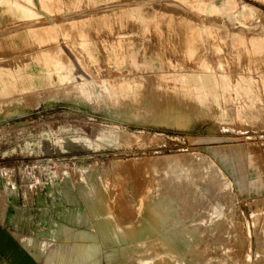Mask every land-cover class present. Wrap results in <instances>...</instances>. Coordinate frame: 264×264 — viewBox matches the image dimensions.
<instances>
[{
  "label": "bare ground",
  "instance_id": "obj_1",
  "mask_svg": "<svg viewBox=\"0 0 264 264\" xmlns=\"http://www.w3.org/2000/svg\"><path fill=\"white\" fill-rule=\"evenodd\" d=\"M161 1L166 4L167 0ZM178 1L186 8L181 23L176 21L179 10L172 14L171 8L168 11L149 9L146 6L153 4L151 0L133 3H121L120 0H0L1 34L5 38L11 37L14 45L20 38L23 42H36L37 53L30 60L45 63L40 67L29 62L14 67L0 64V110L10 104H27L35 94L49 92L52 95L64 89L68 96L76 99L95 98L114 114L125 118L154 117L180 126L198 116L224 123H253L262 118L264 33L258 31L246 36L235 29H221L226 26L215 22L240 16L239 22L246 24L245 18L254 8L249 3L239 5L236 0ZM191 12L201 16L196 18ZM56 13L62 15L59 20L63 16L73 20L72 32H59L63 23H59ZM41 15L48 23L39 20ZM205 16L214 21L207 20L209 23H206ZM83 18L98 23L89 25L82 22ZM129 20L134 22L130 24ZM86 29L114 34L97 39ZM119 29L130 32L155 29L161 35L167 33L166 41L171 46L168 49L173 48V55L162 57L158 49L149 52L145 38L114 32ZM228 43L234 50L243 47L246 52L244 63L238 62L234 69L228 66L230 51L225 49ZM208 44L212 47L213 60L206 54ZM100 53H103L102 58ZM240 55L237 51L238 59ZM2 59L0 56V61ZM101 60L108 64V72L114 67L116 73L97 78L90 64ZM148 73L154 74L153 79ZM121 136L122 133L113 127L102 128L97 134L101 142L108 144L120 141ZM188 159L174 158L161 165L157 158V162L143 165L144 169L142 167L143 171H140L146 182L140 184L136 194L121 195V212L113 208L115 201L107 192L108 179L102 177V167L79 166L78 180L83 184L81 201L84 206L79 207L81 202L73 196L72 202L79 207V212L71 216L89 229L79 231L78 235L92 241L75 243L70 254L76 258L73 264H80L84 259L88 264H98L95 257L98 248L107 244L117 247L125 264H236L239 253L233 251V219L223 210L222 203L212 200L208 192L209 187L214 191L221 190L228 180L213 161L199 165L187 162ZM127 172L129 174L130 170ZM253 185L249 186V191L258 187L261 190L264 180L260 185L254 181ZM65 195H68L67 191ZM208 205L211 211L205 216L202 211ZM67 216L70 219L68 213ZM199 221L204 223L203 227L199 226ZM259 231L263 245V251L259 253L264 257V224ZM58 255L64 264L67 259L62 253ZM116 256L115 250L107 252L106 264H113Z\"/></svg>",
  "mask_w": 264,
  "mask_h": 264
},
{
  "label": "rangeland",
  "instance_id": "obj_2",
  "mask_svg": "<svg viewBox=\"0 0 264 264\" xmlns=\"http://www.w3.org/2000/svg\"><path fill=\"white\" fill-rule=\"evenodd\" d=\"M125 1L130 3L136 0H120L121 3ZM236 1L239 5L249 3L248 5L254 8L253 13L247 14L245 18L250 25L247 22L246 24L240 23V16L217 19L218 21L215 22L229 27L221 26V29H235L246 36L255 35L258 31V33H264V0ZM151 2L153 4L146 6L149 9L168 11L171 8L172 14L179 10L178 15L174 14L178 18V20L175 19L177 23H181L182 16L186 15L184 13L186 8L178 0H167V5L161 0V3L156 0H151ZM97 5L86 6L96 8ZM191 14L196 18L201 16L195 12ZM55 15L59 23H63L59 32H66V34L72 32L73 20L64 19V16L59 20L62 15L59 14V16L57 13ZM167 15L170 14L167 13ZM40 18L39 20H45L43 15ZM85 19L83 18L82 22L89 25L98 23L96 20L87 21ZM207 20L214 21V18L205 16L204 21L209 23ZM44 22L48 23L46 20ZM133 22L129 20L130 24ZM1 24L0 22V34L3 32ZM86 30L97 39L111 33L114 34L109 31L98 33L94 29ZM114 32L129 33L138 38H145L149 52L158 49L162 57L173 55V48L168 49L171 46H168L166 41L167 33L161 35L155 29L147 32L143 30L130 32V30L119 29ZM171 33L174 34V31ZM20 39H18V44L14 45L11 44V37L5 38L3 34L0 35V56L3 58L0 64L3 62L2 65L14 67L23 62H29L38 67L44 66L43 61L30 60L37 53L36 42H23ZM63 40L61 36L60 41ZM207 46V57L213 60L212 47L209 44ZM225 49L230 51L229 68H236L238 62L239 64L244 63L246 52L243 47L240 50H234L228 43ZM237 51L241 53L239 59ZM177 53L180 57V53ZM99 56L102 58L103 53ZM108 67L103 60L93 65L90 64L97 78L116 73L114 67H111L112 71L108 72ZM148 77L153 79L154 74L148 73ZM35 95L27 104H10L0 110V225H2L4 209L6 223L8 225L13 223L18 228L7 229L10 236L20 244L12 245L14 250L21 255L20 260H17L18 264H62L59 253L67 259L65 263L73 264L76 258L70 254L75 243L86 241L88 244L92 241L78 235L79 231L87 232L89 229L85 223L76 221L75 216H71V214L75 215L76 211L79 212V207L84 206L81 201L83 184H80L78 180L79 166H90L92 169L102 167L101 175L104 179H108L107 192L115 201L113 208L121 212L123 208L121 195L137 193L140 184L146 182L142 174L143 165L146 167L157 162V158V163L161 165H166L174 158H182L185 161L189 158L187 162L199 163V165L213 161L224 173L228 183L219 191L218 189L214 191L209 187L208 192L212 200H219L222 203L223 210L233 219V229L235 228L233 251L239 253L236 264H242V262L264 264V257L259 253L263 251V245L258 236L259 228L264 224V187L261 190L258 187L249 191V186L253 185L254 181L260 185L264 180V116L253 123L238 121L224 123L209 117L198 116L189 124L180 126L161 122L154 117L125 118L114 114L95 98L76 99L68 96L64 89H59L52 95H49V92ZM261 111L264 113V109ZM109 127L117 128L122 133L120 141L115 144L104 143L97 138L102 128ZM59 137L60 141H57ZM166 155L171 158H167ZM162 157L164 160L161 159ZM121 160L124 163L126 160L125 166L120 162ZM112 162L115 163L111 168ZM117 163L119 166L116 168ZM106 166L109 169L106 170ZM128 169L131 175L128 174ZM125 180V186L122 187V182L124 184ZM19 187L25 191L22 200L27 201L28 204L27 207L20 209L19 205L15 206L13 203V200L18 199L16 192ZM65 191L68 195L64 196ZM212 191H214L213 194ZM73 196L81 202L79 207L72 202ZM36 198L38 204L32 212L30 204H35ZM210 211L211 207L208 205L203 209L202 214L208 216ZM27 219L30 225H26ZM203 225L204 223L199 221V226L203 227ZM0 232L2 233L0 242L8 240L9 234L4 229ZM31 242L35 244H29ZM95 244L98 245L96 240ZM99 247L95 256L98 264H106L107 252L113 250L117 251L113 264H125L121 261L122 256L116 246L111 247L107 244ZM0 264H10V262L6 263L0 259ZM80 264L88 263L84 259Z\"/></svg>",
  "mask_w": 264,
  "mask_h": 264
},
{
  "label": "crops",
  "instance_id": "obj_3",
  "mask_svg": "<svg viewBox=\"0 0 264 264\" xmlns=\"http://www.w3.org/2000/svg\"><path fill=\"white\" fill-rule=\"evenodd\" d=\"M25 191L23 189H21L20 187L18 188L17 192H16V196H17V200H13L14 205H19V209L21 207H27V201L22 200V197L24 196ZM35 204H30L32 207V212H34V207L37 206L38 202H37V198L35 200ZM15 211H17V209H15ZM6 211L3 209V215H2V219H1V224L0 228L4 229L8 234H9V238L8 240H4V242H0V259H3L4 262H10V264H18L17 260H20V254L14 250V248L12 247V245H20L18 242H16L11 236L10 233L8 232V228H14V229H18L16 226L13 225L11 218L10 219V223H12V225H8L6 223ZM26 225H30V223L28 222L27 219V224ZM26 227V226H25ZM24 227V228H25ZM23 228V229H24ZM0 229V230H1ZM23 229H19V230H23ZM1 233V232H0Z\"/></svg>",
  "mask_w": 264,
  "mask_h": 264
}]
</instances>
